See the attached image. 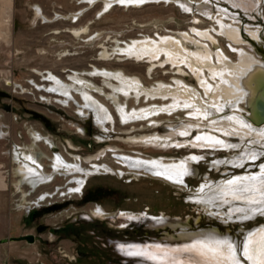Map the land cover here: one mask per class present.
Returning a JSON list of instances; mask_svg holds the SVG:
<instances>
[{
    "label": "rangeland",
    "instance_id": "374dc122",
    "mask_svg": "<svg viewBox=\"0 0 264 264\" xmlns=\"http://www.w3.org/2000/svg\"><path fill=\"white\" fill-rule=\"evenodd\" d=\"M96 1L92 5L86 0H0V137L3 133L5 137L0 138V168L10 185L7 190L10 209L17 210L20 215H30L29 224L39 251L50 255L58 264H162L163 260L157 257L160 253L163 255L162 249L155 250L152 246L170 244L165 241L164 231L153 230L150 224L130 219L144 213L172 221L180 219L190 230L216 227L221 234L228 233L238 240L240 250L243 249L247 233L264 224L263 216L244 221L226 219L225 224L221 215L215 213L216 209L194 203L190 198L206 182H220L238 174L259 171L264 165V155L256 164L249 163L244 168L227 165L215 168L211 163L216 162V158H226L235 152L242 155L244 150H202L191 146L160 149L132 140L155 133L168 135L171 127L177 129L184 123L195 124L187 111L158 115L156 127L140 120L123 123L115 106L107 96L101 95L105 92H95L115 119L114 126L107 124L109 132H105L98 126L94 113L88 117L79 114L78 106L83 100L80 94L73 92L75 98L66 99L62 93L48 92L53 90V86H48L52 81L50 78H62L61 81L69 86L72 83L70 75L92 71L95 67L99 70L121 69L127 76H138L149 87L162 81L173 84V78H179L198 89L197 80L188 67L185 74H179L175 66L165 63L148 73L146 62L120 55L103 59L101 53L104 49L111 52L116 40L122 44L155 38L157 34L177 36L179 32L190 31L191 26L205 29L215 26V22L203 14L185 12L177 4L164 0L139 6L116 4L108 9L103 8L104 0ZM208 1L215 15L219 10L234 14L239 21L235 23L237 26L251 30L262 26L264 0L250 10L233 7L224 0ZM36 5L47 19L38 16ZM101 10L103 14L100 15ZM194 16L199 19L197 23L193 22ZM83 27H88L84 33L75 35L72 32ZM217 38L226 56L235 61L239 54L231 42L222 36ZM187 47L196 50L198 44L187 43ZM204 71L209 73L206 68ZM242 74L239 72L236 77L240 81L236 80L238 87L242 84ZM89 78L103 86L102 78ZM105 91L110 93L111 90L105 88ZM120 99L131 111L138 106L137 97L130 96L127 100L121 96ZM145 101L141 96L138 104L145 105L149 100ZM153 102L164 101L155 99ZM30 128L37 130L30 132L32 139L27 132ZM198 133L196 129L192 138ZM221 137L230 142L238 141L237 138ZM7 141L16 143L12 153L11 150L7 152L10 144ZM43 143L51 144L50 148ZM53 143L54 148H51ZM191 153L204 156L195 162L199 174L187 177L188 186L134 172L119 164L116 157V154H141L170 160ZM27 155L36 158L39 173L24 176L19 172L22 162L31 163L26 160ZM56 157L64 163H80L85 168H91L93 163L106 164L114 172L90 175L83 191L72 194L69 188L76 185L71 183L74 175L69 176L63 168L56 170ZM45 173L47 176L43 175ZM99 207L104 212L101 215L97 214ZM225 208L226 213L228 207ZM138 245L152 247V250L150 253L140 251L135 247Z\"/></svg>",
    "mask_w": 264,
    "mask_h": 264
},
{
    "label": "bare ground",
    "instance_id": "6f19581e",
    "mask_svg": "<svg viewBox=\"0 0 264 264\" xmlns=\"http://www.w3.org/2000/svg\"><path fill=\"white\" fill-rule=\"evenodd\" d=\"M86 1L92 5L97 2L96 0ZM151 1L157 0H104L103 8L108 9L116 4L139 6ZM164 1L177 4L185 12L203 14L214 21L215 26L212 25L205 29L191 26L190 31L179 32L177 36L174 34L164 36L157 34L155 38L146 37L122 44L121 41L116 40L113 50L110 52L104 49L101 56L105 59L120 55L146 62L149 64L147 66L148 73L155 66L165 63L175 66L179 74H185V68L188 67L197 80L198 89L188 86L179 78H173V84L162 81L149 87L145 86L138 76H127L128 74L126 75L121 69L113 71L103 68L99 70L95 67L92 71L70 75L69 79L72 83L69 86L61 81L62 78H50L54 81V85H52V81H49L50 85L48 86H53V90L48 92L52 94L62 93L66 99H72V97L74 99L73 92L80 94L83 100L78 106L79 114L88 117L94 113L98 126L105 132H109L107 124L114 126L115 119L108 106L94 95L95 92H99V94L105 92L101 95L107 96V99L115 106V110L118 111L123 123L140 120L148 121L150 126L156 127L159 125L156 122L158 115L172 114L178 110L187 111L188 117L195 119V124L184 123L177 129L171 127L168 135L155 133L133 137L132 140L135 143L160 149L188 146L202 150H238L242 148L241 150H244L242 155L235 152L234 155H229L226 158H216V162L213 161L211 166L219 168L222 165H227L244 168L249 163L256 164L264 155V124L256 126L245 116L246 110L241 104V94L237 92L236 80L238 79L236 77L239 72H242L243 78L245 76L244 80L251 87H256L263 69L253 63L256 61L253 59L256 56L241 47L246 43L242 42L238 34L239 26L235 23L239 21L233 16L234 14L230 15L229 12L228 15L227 11L219 10V13L215 15L209 8L211 4L209 5L208 0L196 2L191 0ZM224 1L233 7L250 10V7L256 6L261 0ZM251 1H254V4ZM35 10L38 16L43 17L38 5L35 6ZM102 10L100 15L103 14ZM193 19L195 23L199 21L195 16ZM229 19L231 22H228ZM247 27L251 26L248 25ZM87 28H75L71 31L76 35L84 33ZM217 36L227 38L233 48L238 51L240 66L233 67L234 61L226 56L219 46ZM191 42L198 44L196 50H190L187 47V43L191 44ZM204 68L208 70V74L205 73ZM89 77L102 78L103 86L97 85ZM238 82L240 81L238 80ZM105 88L111 90L110 93L106 92ZM44 90L46 91V89ZM121 96H125L127 100L130 96L137 97L138 106L131 111L126 102L120 99ZM141 96L146 101L149 100L148 102L145 101V105L138 104ZM155 99L164 102H153ZM62 101L66 103L65 100ZM206 127L208 131L205 130ZM196 129L199 133L192 138L191 135ZM175 132L180 136L177 137ZM221 135L226 138H237L238 141L230 142L222 138ZM33 137L35 136L33 135ZM203 156V154L191 153L186 157L168 160L163 156L144 157L141 154L136 156L116 154L118 163L129 167L134 172L161 177L165 181L168 180L181 186H188L187 177L199 174L195 162L202 159ZM55 159L54 167L56 170L58 167L63 168L69 176L74 175L71 183L76 185L69 188V193L72 194H80L83 191L82 188L90 175L114 172L106 164L93 163L91 168H85L80 163H64L60 157ZM26 160H30L32 164L28 161L22 162L19 172L24 176L39 173L36 167V158L27 155ZM119 173L122 175L123 171H118ZM43 175L47 176L46 173ZM190 199L194 203L205 204L211 209H216L217 212L215 213L221 215L220 217L224 219L225 224H227L226 219L244 221L256 220L257 216L264 217V165L259 171L254 170L238 174L220 182H206L197 189ZM225 207H228L226 213L224 212V210L226 211ZM103 213V209L99 207L97 214ZM130 219L150 224L149 227H152L153 230L164 231L165 241L170 244L152 246L155 250L162 249L163 255L156 253L158 254L157 257L163 260L162 264H264V224L247 233L244 248L240 250L238 240H234L228 233L221 234L216 227L190 230L187 224L182 223L180 219L172 221L164 216L149 217L147 213L131 216ZM135 247L145 252L152 250V247L144 245Z\"/></svg>",
    "mask_w": 264,
    "mask_h": 264
},
{
    "label": "crops",
    "instance_id": "0c3cea01",
    "mask_svg": "<svg viewBox=\"0 0 264 264\" xmlns=\"http://www.w3.org/2000/svg\"><path fill=\"white\" fill-rule=\"evenodd\" d=\"M0 138H5L4 133ZM6 138L9 139L8 136ZM14 144L16 143L8 144L7 152L11 150L12 153ZM9 189L10 185L3 178L0 168V264H58L50 255L39 251L35 237L33 242L14 239L34 234L29 224L30 215L24 213L20 215L17 210L10 209L11 200L7 193Z\"/></svg>",
    "mask_w": 264,
    "mask_h": 264
},
{
    "label": "water",
    "instance_id": "95a60500",
    "mask_svg": "<svg viewBox=\"0 0 264 264\" xmlns=\"http://www.w3.org/2000/svg\"><path fill=\"white\" fill-rule=\"evenodd\" d=\"M258 27L259 30L255 32L247 30L244 26L238 27L239 37L242 39L243 43H246L244 44L245 46H243L247 47V51H250L251 53H253V55L256 56V58H253L254 60H256L253 63L262 67L263 69V71L260 73L258 86L251 87L248 82L244 80L245 76L242 80L241 87H238L236 85L238 89L237 92L241 94V104L246 110L245 116L256 126L264 124V20L262 21V26ZM237 45H240V43H237ZM240 65V57L237 56L236 60L234 61L233 67ZM14 239L33 242L34 236L29 234Z\"/></svg>",
    "mask_w": 264,
    "mask_h": 264
},
{
    "label": "built area",
    "instance_id": "2783aa9c",
    "mask_svg": "<svg viewBox=\"0 0 264 264\" xmlns=\"http://www.w3.org/2000/svg\"><path fill=\"white\" fill-rule=\"evenodd\" d=\"M32 130H35V131H37L36 129H29V130H27V132H28V135L31 137V139H32V136H31V134H30V132L32 131ZM39 132V131H38ZM20 138H22L21 136H20ZM39 142H42V141H39ZM39 142H37V146H35V148L36 147H38V143ZM31 143H32V140H31ZM45 146H47L48 148H50L49 146L51 145V144H49V145H47L46 143H43ZM39 152V151H38ZM54 155H55V153H54Z\"/></svg>",
    "mask_w": 264,
    "mask_h": 264
},
{
    "label": "flooded vegetation",
    "instance_id": "af4514ba",
    "mask_svg": "<svg viewBox=\"0 0 264 264\" xmlns=\"http://www.w3.org/2000/svg\"><path fill=\"white\" fill-rule=\"evenodd\" d=\"M54 147V143H53V145H52V147L51 148H53Z\"/></svg>",
    "mask_w": 264,
    "mask_h": 264
}]
</instances>
